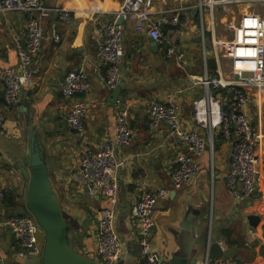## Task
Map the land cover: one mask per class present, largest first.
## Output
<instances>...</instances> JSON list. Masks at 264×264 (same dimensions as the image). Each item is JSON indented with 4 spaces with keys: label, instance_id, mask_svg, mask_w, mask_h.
<instances>
[{
    "label": "crops",
    "instance_id": "crops-1",
    "mask_svg": "<svg viewBox=\"0 0 264 264\" xmlns=\"http://www.w3.org/2000/svg\"><path fill=\"white\" fill-rule=\"evenodd\" d=\"M44 1L48 8L68 11L71 20L61 21L54 14L43 19L44 39L33 59L37 70L34 85L22 91L19 106L6 109V123L0 133V182L5 194L0 207V264H20L23 259L30 258L21 252L14 236L3 225L5 217L22 205L20 178L15 164L25 157L26 134L29 139L34 138L38 146L44 144L47 171L53 179L52 188L68 226V244L81 256L95 264H102L95 245L97 213L109 204L101 198H91L84 192L76 191L72 187L71 175L84 149L95 150L104 137L114 135L115 116L123 103L130 106L128 125L133 140L128 146L117 149L121 166L117 171L119 189L114 230L121 241L122 255L116 264H124L129 253L136 254L133 264H139V227L132 208L142 184L149 192L161 188L168 191L167 198L158 201L154 207V227L151 231V248L161 256L162 264H179L178 259L183 253L190 252L189 264L201 238L202 228L204 230L208 226L209 231L215 228L217 241L223 248L233 250L234 258L228 261L264 264V141L259 159L262 175L255 192L257 199L248 207L251 199L238 202L225 187L229 143L217 131L209 135L208 131L197 129L192 121V102L206 95V89L194 82L205 75L208 78L217 76L218 68L205 70L204 56L207 59L216 54L219 69L224 72L213 47L206 50L203 46L202 53L200 51L196 58L194 55L188 57L179 47L183 39L196 45L203 40L205 45L206 35L208 41L216 38L213 26L217 18L214 11L210 17L206 16V0H174L171 4L175 8L195 6L198 9V14L187 10L180 12L182 37L177 42V48L183 57L179 62L175 57L166 58L164 48L156 45L157 50L154 51L150 38L145 32H137L132 21L123 24L121 74L124 90L117 95L114 104L109 103L111 92L104 83L106 67L96 56V46L101 40L103 25L116 21L115 14L122 0ZM199 4L202 5L201 11ZM161 8H166L165 0H154V12ZM197 21H200L203 32L204 21L208 24L210 30L207 29L206 35L202 32L195 35ZM24 29V18L20 12L0 10V70L16 66L13 37L22 39ZM55 37L59 38L57 42ZM191 58L196 68L191 67ZM170 60L176 62L172 74L169 73ZM181 64L187 65L188 70ZM72 70H81L86 75L91 86L86 99L95 104L86 117L82 134L70 131L59 118L65 106L70 104V100L61 96L60 87L66 74ZM177 71L182 75L175 74ZM2 98L3 84L0 82V102ZM170 98H176L181 104L180 118L184 127L197 130L206 136L208 143L206 152L196 159L199 172L188 185L177 190L172 188L170 175L176 156L187 153V150L164 125L155 131L147 128L149 104L153 101L165 102ZM249 113L252 124H259L264 133V94H254ZM248 215L260 218L256 227L249 226ZM42 240L39 234L38 241ZM204 258L195 260L194 264H204Z\"/></svg>",
    "mask_w": 264,
    "mask_h": 264
},
{
    "label": "built area",
    "instance_id": "built-area-1",
    "mask_svg": "<svg viewBox=\"0 0 264 264\" xmlns=\"http://www.w3.org/2000/svg\"><path fill=\"white\" fill-rule=\"evenodd\" d=\"M173 1L165 0L166 8L154 12V0H122L115 14L116 20L121 18L122 24L110 21L103 25L96 56L106 67L104 83L108 91L112 92L123 83L121 65L124 59L125 22L132 21L137 32H145L158 47L164 48L166 58L175 57L178 62L181 61L183 54L177 48V42L182 37L180 12L198 9L195 6L175 8L171 5ZM232 4L244 5L247 9H264V0H206V16L210 17L217 7L225 11ZM198 7L201 11L202 5ZM0 10L20 12L25 23L24 37H13L16 66L0 70V82L3 84V98L0 102L1 133L6 123V109L19 106L22 91L34 85L37 70L33 59L44 39L43 19L54 14L59 20L68 22L71 16L66 10L48 8L44 0H3L0 2ZM203 15L204 12L200 15L201 22ZM250 30V37L245 39L241 37L232 42L225 39L211 40L216 52L217 45L229 46L226 54L230 62L229 72L225 75L219 69L214 53L217 76L208 78L205 75L194 82L206 89V95L194 100L191 109L192 121L197 129L208 131L209 135L217 131L229 143V168L224 183L230 195L238 202L251 199L259 188L262 175L259 159L263 151L264 133L259 124H252L249 110L254 94L261 95L264 92V17L254 18ZM54 40L57 42L59 38L55 37ZM204 68L207 70L205 56ZM90 89L88 78L81 70H72L63 79L60 94L70 100V104L65 106L59 118L72 132L82 134L85 131L86 117L95 107L93 102L86 99ZM129 109L130 106L125 103L118 107L114 135L104 137L95 150L84 149L71 175L72 187L76 191L84 192L91 198H101L109 204L97 213L95 245L102 264H116L122 255L121 241L114 230L119 189L117 171L121 166L117 159V149L128 146L133 140L128 125ZM180 113L181 104L176 98L165 102L153 101L147 109V128L155 131L164 125L169 134L179 139L187 150V153H179L175 158L170 175L174 190L188 185L197 175L200 167L196 159L208 147L206 136L184 127ZM144 186L142 184L139 187L132 208V215L139 227V264H162L161 256L152 251L151 231L154 227V207L158 201L167 198L168 191L161 188L149 192L144 190ZM3 201L4 188L0 182V207ZM3 225L14 236L18 248L25 256L37 258L41 255L42 242L38 241L40 233L29 215L10 214L5 217ZM204 264L235 263L225 259L210 260L206 255Z\"/></svg>",
    "mask_w": 264,
    "mask_h": 264
},
{
    "label": "water",
    "instance_id": "water-1",
    "mask_svg": "<svg viewBox=\"0 0 264 264\" xmlns=\"http://www.w3.org/2000/svg\"><path fill=\"white\" fill-rule=\"evenodd\" d=\"M193 12L196 14L197 10ZM116 24H122L121 18H117ZM197 41L200 42V38ZM149 42L153 50L156 51V43L152 39H149ZM206 66L208 69H215L217 67L215 57L207 58ZM123 90L124 83L113 89L108 96L109 103L114 104L117 95ZM27 130L29 131V128ZM24 140L23 155L25 157L17 160L15 164L20 178L18 182L22 205L12 214L31 216L43 240L41 255L37 258L23 259L20 264H95L78 254L68 244V226L62 217L58 199L47 171V155L44 144L38 146L34 143V138L29 139L28 134L25 135ZM256 199L257 194L254 193L247 206L249 207ZM246 220L249 226L254 228L260 218L256 215H248ZM214 230L215 228L212 227V231H209V226L204 230L202 228L201 238L196 243L197 248L189 264H194L195 260L204 258L206 255L210 260L234 258L233 250L223 248L217 241ZM189 254L190 252H184L182 258L178 259L179 264H187L190 258ZM135 256V253H129L124 264H133Z\"/></svg>",
    "mask_w": 264,
    "mask_h": 264
},
{
    "label": "rangeland",
    "instance_id": "rangeland-1",
    "mask_svg": "<svg viewBox=\"0 0 264 264\" xmlns=\"http://www.w3.org/2000/svg\"><path fill=\"white\" fill-rule=\"evenodd\" d=\"M215 15L217 20H215V24L213 26L215 37L214 39H225L227 42H232L237 38H246L250 37L249 34L251 32L250 27H251V22L254 18L256 17H264V9L262 8H254V9H247L244 7V5H239V4H232L226 8V10H222L221 8L217 7L214 9ZM196 29H195V35L201 34L202 35L207 32V25L206 22L204 21V32L201 30V25L200 21L196 22ZM244 31V32H243ZM210 32V31H209ZM245 33V34H244ZM211 34V32H210ZM213 38H210L208 41V36L206 35L205 37V45L203 43V40H201L200 44H193L191 41H184V39L180 42V48L183 50V53H185L188 57L196 56L199 54L201 48L203 50V46H205L206 50H209V48H212V40ZM228 48L229 46L225 45H217V53L218 57L222 63V69L224 70V74L227 75L229 72V59H227L226 54L228 53ZM193 51V52H192ZM202 53V51H201ZM225 57V58H224ZM171 61V60H170ZM168 63L169 65V73H174L175 71H172V68H174V64L176 66L175 60L171 61ZM173 62V63H172ZM191 67L196 68V63L193 62V59L191 58ZM185 64H187L185 62ZM182 65V64H181ZM188 70L187 65H182ZM190 67V68H191ZM183 73V71L181 72ZM178 75L180 74L178 71L175 73ZM264 94V92L262 93ZM53 179L51 178V182ZM53 183V182H52ZM31 217V216H30Z\"/></svg>",
    "mask_w": 264,
    "mask_h": 264
},
{
    "label": "trees",
    "instance_id": "trees-1",
    "mask_svg": "<svg viewBox=\"0 0 264 264\" xmlns=\"http://www.w3.org/2000/svg\"><path fill=\"white\" fill-rule=\"evenodd\" d=\"M4 200H5V194H4ZM4 202V201H3ZM224 233H226V234H229L227 231H224ZM69 239L67 238V241H68ZM231 244V243H230Z\"/></svg>",
    "mask_w": 264,
    "mask_h": 264
}]
</instances>
